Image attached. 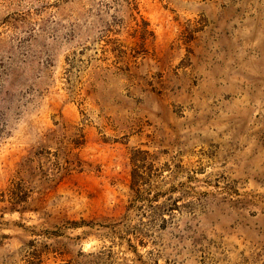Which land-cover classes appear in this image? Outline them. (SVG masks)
<instances>
[{
    "label": "rangeland",
    "instance_id": "rangeland-1",
    "mask_svg": "<svg viewBox=\"0 0 264 264\" xmlns=\"http://www.w3.org/2000/svg\"><path fill=\"white\" fill-rule=\"evenodd\" d=\"M0 264H264V0H0Z\"/></svg>",
    "mask_w": 264,
    "mask_h": 264
},
{
    "label": "trees",
    "instance_id": "trees-1",
    "mask_svg": "<svg viewBox=\"0 0 264 264\" xmlns=\"http://www.w3.org/2000/svg\"><path fill=\"white\" fill-rule=\"evenodd\" d=\"M132 162H133V159H132ZM132 164H133V163H132ZM131 176H132V183H131V186L133 187V186L135 185V182H137V181H135V180H136V177H137V173H136L135 170H132ZM8 192H9V190H8ZM10 193L14 194L15 192L10 190ZM11 198H13V197H11ZM11 200H12V199H11ZM16 200H18V201L13 202V201H14V199H13V201H12L11 203H12V204L23 203V202L25 201V200L23 201V200L20 199V198H18V199H16Z\"/></svg>",
    "mask_w": 264,
    "mask_h": 264
}]
</instances>
